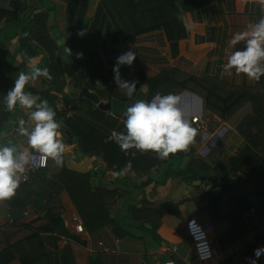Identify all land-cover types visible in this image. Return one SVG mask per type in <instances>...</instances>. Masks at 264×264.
Segmentation results:
<instances>
[{
  "label": "crops",
  "instance_id": "1",
  "mask_svg": "<svg viewBox=\"0 0 264 264\" xmlns=\"http://www.w3.org/2000/svg\"><path fill=\"white\" fill-rule=\"evenodd\" d=\"M45 1L48 3L34 6L32 11H48L52 37L57 44L71 50V54L65 51V65L72 73L68 78L66 93L79 91L80 96L81 90L88 88L97 93L105 103L113 98L129 101L114 83L113 68L118 56L132 50L136 52V59L131 67L120 66L122 79L138 81V91L142 84L147 87V99L152 90L149 80L164 82L154 88L153 96L156 93L178 94L181 97L179 106L192 122V126L196 127L192 121L195 115L201 116L206 122L205 128L198 130V135L187 153H177L173 158L162 160L160 165L151 166L149 169L153 160H161L151 152L149 156L152 160L145 164L144 169L127 172L128 178L114 182L119 184L110 187L129 191L132 203L144 195L154 204L163 205L165 212L155 235L131 227L129 234L120 236L113 232L112 226L92 233L85 228L84 232L78 233L71 225L68 230L75 235V239L59 236L56 242L50 244L48 251L54 253L57 258L56 248L61 249L69 244L73 248L77 264H91L92 260L96 264H212L197 260L191 249L192 240L185 226L188 219L196 217L200 221L213 224L211 241L216 255L221 259L219 264H243L245 258L255 259L254 251L250 248L264 246V235L261 233L263 224L259 217L255 218V212L247 205H259L264 202V196L257 198L251 193V180L246 176L247 170L244 167L247 162L264 166V150L261 151L264 140L259 148L252 146L250 157L247 155V162L244 159L235 164L239 170L232 171L235 160L249 154H244L249 145L245 135L247 130L244 131L243 126L240 130L239 126L252 112L251 103L243 105L223 119L206 110L201 94L187 85L194 79L208 83L224 82L234 86L257 84L249 83L246 77H223L221 70L225 63L227 41L234 32L244 30L249 22L264 17V6L257 0H180L184 5L186 36L179 40L174 52L164 30L129 39V33L124 30L111 0ZM82 5L87 8L83 27L86 30L85 39L90 47L91 65L102 72L105 81L91 77L89 72L84 71L83 75L88 76L89 87L84 86L78 90L71 81L73 76L79 74L78 63L83 43L79 40L75 28L77 14ZM0 7H9L8 2L0 0ZM72 10L75 12L73 19L70 17ZM98 11L101 14L96 20L95 14ZM12 27V23H4L0 39L10 33ZM17 44V38L13 39V44L8 49L10 55L16 50ZM242 47V44L237 45L238 49ZM41 58L35 57L28 64L26 72L30 71L33 64L37 65ZM16 59L18 63L23 61L20 54ZM43 79L44 77H40L30 84L40 89ZM25 112L26 110L17 108L5 121L4 130L0 134V145L16 146L18 150H22L21 145L27 146L26 137L18 134L16 125L21 118L26 117ZM107 112L110 114L109 110ZM251 130L253 134L257 131L256 128ZM67 145L68 150L62 167H56L49 160L46 170L50 175L59 173L63 167L78 172H97L99 169H105L101 157L77 156L75 144H70L68 140ZM185 157H188V161L182 167ZM98 175L102 176L101 171ZM107 178L110 180L112 176L108 174ZM124 183H129V186ZM141 183L145 186L142 190L139 189ZM263 185L259 184L264 189ZM60 198L65 206L62 215L64 220L68 219L73 211L78 212L68 192L63 191ZM121 204L122 201L119 207ZM250 216L254 217L252 226L243 231L240 228L242 236L224 244L223 236L231 230L232 223L239 229L238 226L241 227ZM47 222L45 216L39 215L30 206L12 209L7 201L0 203V264H23L17 257L5 259L4 253L10 246L24 241L38 228L47 225ZM174 247L177 249L174 250ZM262 257L264 259V255ZM260 262L264 263L263 260L256 261Z\"/></svg>",
  "mask_w": 264,
  "mask_h": 264
},
{
  "label": "trees",
  "instance_id": "2",
  "mask_svg": "<svg viewBox=\"0 0 264 264\" xmlns=\"http://www.w3.org/2000/svg\"><path fill=\"white\" fill-rule=\"evenodd\" d=\"M6 1L9 7H0V34L4 30V23H12L13 27L10 33L0 39V134L4 130L5 121L12 114L5 110L4 96L14 86L18 74L21 71L26 72L28 64L35 57L41 56L36 66L47 67L52 79L44 78L40 89L30 84L26 90L49 101L57 113V120L64 123L61 129L63 134L70 144H75L77 156L101 157L105 163V169H99L97 172H78L63 167L59 173L53 175H50L46 168L31 171L29 179L20 185L16 196L7 202L12 209L30 206L39 215L45 216L48 222L24 241L10 246L4 253V258L17 257L23 264H77L73 248L69 244L61 249L56 248L57 258L54 253L48 251L50 244L56 242L59 236L64 235L75 239V235L69 232L62 216L65 210L60 198L63 191L68 192L83 219L85 228L91 233L106 226H112L113 232L120 236L129 234L131 227L140 228L155 235L165 212L163 205L154 204L144 195L137 202L132 203L129 191L119 187L110 188L111 185L119 184L114 182L128 178L127 172L144 169L145 164L152 160L149 156L151 152L140 153L132 149L126 154L115 141L108 140L113 130H123V119L112 117L93 101L80 97L79 91L72 94L65 92L68 78L72 74L65 65V48L57 44L50 33L49 12L32 11L34 6L45 5L48 2L45 0ZM111 2L117 10L124 30L129 33V39L164 30L170 47L175 52L179 40L186 36L183 19L184 5L180 0H111ZM74 14L72 10L70 12L72 19ZM86 14L87 8L82 5L77 14L75 28L79 40L83 43L78 63L79 74L73 76L71 81L78 90L84 86L89 87L88 76L83 75L84 71L89 72L91 77L105 81L102 72L91 65L90 47L85 39L86 30L83 27ZM100 14V11L96 12V20ZM31 15L34 16L31 17ZM81 32L84 34L80 35ZM15 38L18 40L17 48L10 55L8 49ZM19 54L23 57L20 63L16 59ZM163 83L149 80L150 89H152L149 100L153 97L154 88ZM187 86L193 87L201 94L206 110L223 119L243 105L251 103L252 112L239 126L240 130L241 126L244 127V131L247 130L245 135L248 137L249 145L244 150V154H249H246V157L244 155L238 157L232 164V171L236 172L239 168L235 164L244 159L247 162V155H250L252 146L259 148L261 141L264 140V77H261L254 86H234L224 82L208 83L201 79H194ZM61 100L72 109L70 115L58 110L57 104ZM23 118L27 120V117ZM251 128L257 129L255 134ZM170 157L173 158L174 155ZM129 162L130 169L123 172ZM162 162V160H153L148 168L160 165ZM248 163L244 168L247 170L246 176L251 180V193L260 198L264 196V189L259 186L264 184V166L260 167L254 162ZM100 171L102 176L98 175ZM108 174L115 180L106 179ZM124 184L129 186V183ZM144 188L145 186L141 183L139 189ZM208 198L211 200L210 195ZM120 201H122L121 207H119ZM247 207L255 212V218L261 219L263 224L261 233L264 235V202L259 205L250 203ZM119 209H121L120 212H118ZM253 221L254 217L250 216L241 227L238 226L239 229L232 223L231 230L223 236L224 244L242 236L240 228L242 231L249 229ZM147 224L151 228L147 227ZM254 249L255 246L250 248L252 251ZM259 260L264 261L262 256ZM91 264L96 263L92 260Z\"/></svg>",
  "mask_w": 264,
  "mask_h": 264
},
{
  "label": "clouds",
  "instance_id": "3",
  "mask_svg": "<svg viewBox=\"0 0 264 264\" xmlns=\"http://www.w3.org/2000/svg\"><path fill=\"white\" fill-rule=\"evenodd\" d=\"M257 2L264 6V0ZM241 44L243 47L238 49L237 45ZM65 51L71 54L70 49L66 48ZM135 59L136 52L129 50L118 56L114 65V83L117 88L129 100L135 99L124 106L123 130H113L108 140L115 141L126 154L135 149L140 153H155L161 160L177 153H187L198 135V129L192 126L179 106L181 97L174 93H156L149 100L144 93L143 84L138 92V81L122 79L120 66L131 67ZM221 75L229 78L234 75L238 78L246 77L249 83L259 82L264 77V17L249 22L244 30L232 34L225 48V63L222 65ZM40 77L52 79L47 67L33 64L29 72L21 71L18 74L14 86L4 96L7 112H13L17 108L26 110L27 120L21 118L18 121L17 132L26 137L27 146L21 145L22 150H18L16 146L0 145V203L16 196L30 169L45 167L49 160L56 167L64 164L68 145L61 131L63 121L57 120V113L47 99L26 90L30 82L37 81ZM130 167L129 162L123 172ZM262 255L264 246L254 250L255 259L250 258L249 264H256Z\"/></svg>",
  "mask_w": 264,
  "mask_h": 264
},
{
  "label": "built area",
  "instance_id": "4",
  "mask_svg": "<svg viewBox=\"0 0 264 264\" xmlns=\"http://www.w3.org/2000/svg\"><path fill=\"white\" fill-rule=\"evenodd\" d=\"M57 108L58 110L65 112L67 115H70L72 113V109L66 106V104L62 100L58 102ZM109 112L111 116H114L118 119H123L122 114L114 112L112 110H110ZM192 121L196 125V128L198 130H202L206 126L205 120L199 115L193 116ZM47 166L35 167L30 169L26 180H28L29 173L31 171L46 168ZM64 222L67 227L73 225L74 229L78 233H82L85 230L84 223L78 212L73 211L70 217L68 219H65ZM185 229L187 234L192 240L191 249L193 250L196 259L202 262L219 264L221 259L216 255L211 241V231L213 229V224L209 221L204 222V221H200L196 217H192L187 220ZM100 244L103 245L102 242H100ZM176 249L177 247H174V250ZM243 264H249V258H245ZM256 264H264V263L260 262Z\"/></svg>",
  "mask_w": 264,
  "mask_h": 264
},
{
  "label": "water",
  "instance_id": "5",
  "mask_svg": "<svg viewBox=\"0 0 264 264\" xmlns=\"http://www.w3.org/2000/svg\"><path fill=\"white\" fill-rule=\"evenodd\" d=\"M144 93H145L146 98H147V95H148L147 87H144ZM80 96L90 99L91 101L96 103L99 106L100 109H102L104 111L112 110V111L120 113V114H122L124 106L132 103L134 101V99H135V98H133V100L122 101V100H120L118 98H113L110 102L105 103V102L100 100V98L97 95V93L89 90L88 88H83L81 90V92H80ZM64 139H65V141L67 143L68 139H67V137L65 135H64ZM187 161H188V157H185L183 159L182 167L187 163ZM147 226L150 227V225H147Z\"/></svg>",
  "mask_w": 264,
  "mask_h": 264
}]
</instances>
